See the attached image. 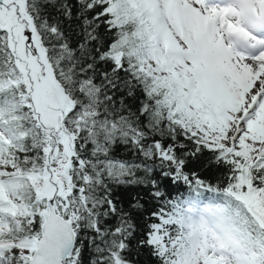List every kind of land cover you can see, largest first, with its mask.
<instances>
[{
  "label": "snow or ice",
  "instance_id": "1",
  "mask_svg": "<svg viewBox=\"0 0 264 264\" xmlns=\"http://www.w3.org/2000/svg\"><path fill=\"white\" fill-rule=\"evenodd\" d=\"M0 264H264V0H0Z\"/></svg>",
  "mask_w": 264,
  "mask_h": 264
}]
</instances>
